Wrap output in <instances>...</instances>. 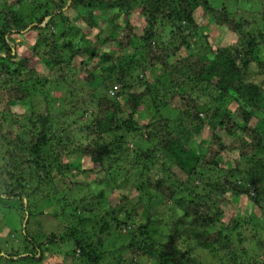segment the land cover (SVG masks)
Segmentation results:
<instances>
[{"label":"trees","instance_id":"trees-1","mask_svg":"<svg viewBox=\"0 0 264 264\" xmlns=\"http://www.w3.org/2000/svg\"><path fill=\"white\" fill-rule=\"evenodd\" d=\"M199 7L215 25L236 32L235 42L219 47L206 42L198 48L194 12ZM67 9L73 18L66 15ZM31 30L37 31L32 55L48 66V74L29 66V57L15 54L14 36ZM263 47L264 4L240 14L222 1L210 0H0V209L19 218L23 245L21 251L0 250V262L40 261L46 252L43 247L63 241L55 232L38 240L28 230L41 202L57 192L56 177L65 180L73 169L105 172L107 177L108 170L114 174L113 166L130 156L131 165L145 178L141 189L149 192V201L173 204L167 236L160 240L152 234L150 213L137 228L121 220L119 207L128 201L123 196L118 203L109 201L105 213L112 222L101 218L98 232L103 236L93 240L78 235L84 233L81 220L69 227L73 247L65 264H100L104 235L123 227L129 240L118 250L128 251V256L146 257V264H199L196 247L228 244V225L215 231L207 228L222 218L230 199L241 197L259 212L252 214L257 215L253 226L264 230L260 218L264 197L258 194L264 180L258 166L264 164V127L257 124L264 121V58L255 55ZM73 57L81 58L78 67L85 74H73L77 87L57 85L54 91H61L60 96L43 95L50 83L73 70ZM250 73H256L258 81L250 79ZM146 74H153L151 80ZM38 91L49 107L12 111L13 105H23ZM85 114L86 124L79 122ZM204 129L209 131L207 138L200 137ZM106 134L112 135L111 143ZM73 153L88 157L92 167L61 162V156ZM222 153L232 155L235 165L253 162L254 170L220 166ZM198 173L207 178L209 188L202 194L189 188L191 177ZM190 219L199 228L192 236L194 245L182 248L180 231L192 225ZM236 228L237 220L232 229ZM242 237L245 253L247 238ZM245 264L264 262L251 253Z\"/></svg>","mask_w":264,"mask_h":264},{"label":"rangeland","instance_id":"rangeland-1","mask_svg":"<svg viewBox=\"0 0 264 264\" xmlns=\"http://www.w3.org/2000/svg\"><path fill=\"white\" fill-rule=\"evenodd\" d=\"M213 4L222 1L228 7L233 9H238L240 14L244 12L247 14L248 11H253L261 4H264V0H210ZM69 18H73V12L71 9L65 11ZM194 18L199 25V35L196 38V44L200 47L206 45V42L213 47L226 46L230 43L235 42L236 32L229 30L224 26H217L210 21L208 15L203 12L202 8H198L194 12ZM141 20V19H140ZM139 28L142 29V21H137ZM101 26L104 25L103 22H99ZM94 32H91L90 36ZM205 35V36H204ZM37 40V31L31 30L28 33L16 35L13 38L15 45V54L17 57H29V66L36 67L39 69L41 74H48L47 65L38 57L37 55H32V48ZM195 44V45H196ZM194 45V47H195ZM185 51V47L183 48ZM101 51V50H100ZM255 55L257 58H264V47L256 51ZM17 57L15 59H17ZM80 57H73L71 59V65L73 70L70 73L66 72V77L62 80H57L56 82L50 83L49 87H46V91H42L43 95L50 94L53 96H60L61 91H54L55 86L66 87L71 89L72 87H77V81H73V74L81 73L79 69ZM97 62V58H95ZM254 64L251 65V69L254 70ZM85 75L84 73L79 75L81 77ZM153 74H146V78L151 80ZM250 79L258 81L259 76L256 73H250L248 75ZM48 84V83H47ZM46 84V85H47ZM65 88V89H66ZM113 93H110L112 95ZM43 95L38 91L35 93L34 97L29 101H24L22 104H15L11 107L13 112L23 113L29 112L30 110L40 111L49 104L44 102ZM51 108V107H50ZM83 110V108H82ZM172 114L175 115L176 111L171 110ZM149 111H146V117H149ZM87 114L79 122L87 123L85 121ZM137 121L141 122L142 117L138 115ZM63 124V123H62ZM259 124L264 127V121L260 120ZM83 138L81 133L77 136ZM209 136L208 129H204L200 135L201 138H207ZM105 140L109 143L112 142V135L106 134ZM129 137V136H128ZM128 142L134 145L133 141ZM222 157L219 160L220 166H230L229 168L235 169L240 168L241 170L250 168L254 170V164L248 163L247 161H241L238 165L233 163V156H226L225 153L221 154ZM133 157H128L119 160L117 164L113 167L117 171L113 174L108 170V176L105 177V172H100L96 174L82 173V172H71L67 173L65 180L63 178H57L54 180L55 194L53 197L46 199L47 201L41 202V206L37 208L36 213H39L35 219H32L28 224L29 233L32 234L38 240L43 239L45 234L55 232L63 237V241H57L56 243L49 244L45 248L42 259L40 261H35L34 263H28L27 261L11 262L10 258L7 260L2 259L0 264H65V258L72 255V239L73 233L69 234V227H73L75 224L80 222L84 230V233H78L80 236L89 237L90 239H95L97 236H103V232L99 233L98 229L101 226L102 219L106 222H112L111 217L107 216L105 211L109 207V201L111 203H118L120 198L125 196L128 201L123 203L119 207L121 214L119 218L121 220L126 219L128 224L132 223L135 228L142 225L148 213L151 215V224L149 226L152 234L158 238L164 239L167 236L169 227L171 226L172 218L168 216L169 207L172 206V202L163 201L162 199H157L154 201H149L148 191L142 190L145 178L139 175V170L131 165ZM222 160V161H221ZM62 163L75 162L80 163L81 168H91L92 163L89 161L88 157L81 156L80 153H73L68 156H61ZM108 163H110L108 161ZM107 166V165H105ZM260 172L264 171V164L262 162L258 163ZM228 168V169H229ZM227 172V168H223ZM215 169L212 170L211 175L213 177ZM217 171V174H220ZM264 174V172L262 173ZM199 176L191 177V182H189V188L195 193L202 194L209 190L206 185L207 178L201 173ZM66 181V183H65ZM142 185V186H141ZM141 190V192H140ZM98 194L99 197L94 196ZM259 197H264V180L262 181L260 187L258 188ZM181 196V195H180ZM61 198V201L60 198ZM59 198V199H57ZM109 198V200H108ZM231 202L224 207L225 214L219 221H216L212 226L208 227L209 231H215L223 226L228 225L229 234L227 235V245L223 248L221 245H216L213 248L202 249L199 247L195 248V256L199 259V264H234L233 261L236 260L238 263H246V257L248 254L256 253L259 260L264 262V230L262 228H256L253 226L256 223L257 215L259 212L256 208L251 205L244 197L239 200L230 199ZM40 209V210H38ZM11 211V210H10ZM9 210L0 209V250L4 253L9 250L21 251L22 250V238L19 235V218L11 213ZM257 215H252L253 213ZM61 214V215H60ZM130 216L129 218L127 216ZM250 217V218H247ZM86 218V219H84ZM102 218V219H101ZM231 218L237 220L238 228L233 230V224L235 221H231ZM247 218V219H246ZM264 218V216L260 217ZM192 225L184 228L180 231L179 245L182 248H186L187 244L193 243V234L198 230L199 225L192 219ZM94 227V229H92ZM114 229V227H113ZM125 227L122 228L121 232L119 230H111L104 235V243L100 250L104 252V257L100 264H146L149 260L146 257L128 256V251L123 250L122 252L118 248L122 244H126L129 240V236L124 233ZM133 230V227H130ZM38 234V236L36 235ZM40 233V234H39ZM240 233V234H238ZM18 235L17 238L15 235ZM108 234V235H107ZM247 239V249L245 253L242 252L239 236L242 235ZM65 235V236H64ZM70 235V236H69ZM242 237V238H244ZM69 238V239H68ZM243 253V254H242ZM3 254V253H1ZM77 252L74 255L77 256ZM75 256V257H76ZM114 256H119L120 260L114 259ZM134 259V263L126 261L124 259ZM76 264H83L81 261H77Z\"/></svg>","mask_w":264,"mask_h":264}]
</instances>
